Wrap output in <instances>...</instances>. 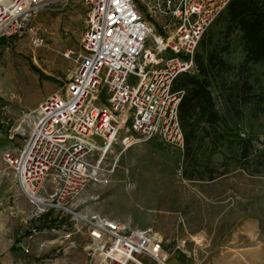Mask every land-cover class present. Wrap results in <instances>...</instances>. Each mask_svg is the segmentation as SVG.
<instances>
[{"label":"built area","instance_id":"1","mask_svg":"<svg viewBox=\"0 0 264 264\" xmlns=\"http://www.w3.org/2000/svg\"><path fill=\"white\" fill-rule=\"evenodd\" d=\"M230 1L81 0L79 49L63 52L65 59L75 58V68L58 92L24 115L29 130L23 144L2 161L11 170L15 195L31 207L30 216L46 219L45 230L56 232L60 243L80 233L93 264H143L139 258L164 264L166 252L151 229L81 213L78 197L86 185L106 183L100 164L116 142L121 151L151 140L182 150L177 111L182 92L173 84L195 72L194 52ZM43 4L0 0V39L25 35L41 45L34 16ZM16 132L24 135L19 126ZM54 219L64 220L59 229Z\"/></svg>","mask_w":264,"mask_h":264},{"label":"rangeland","instance_id":"2","mask_svg":"<svg viewBox=\"0 0 264 264\" xmlns=\"http://www.w3.org/2000/svg\"><path fill=\"white\" fill-rule=\"evenodd\" d=\"M84 11L81 0H44L34 16L43 35L41 45L35 46L25 35L0 41V138L10 147L12 143L11 150L22 146L29 130L24 115L58 92L73 72L75 58L65 59L63 52L79 49ZM214 22L194 54L224 46L220 26ZM222 57L231 64L241 59L232 46ZM260 87L264 92L263 79ZM220 89L214 82L209 87L223 123L232 132L251 138L254 148L260 149L264 114L256 120L246 115L236 118L228 111ZM18 126L23 136L17 134ZM96 155L94 151L93 159ZM100 174L106 183L86 185L78 197L81 213H96L133 229H151L162 243L159 250L165 256L171 253L176 264H264V169L253 172L251 163H235L228 144L212 150L204 138L197 161L189 162L182 150L157 140L125 151L116 142L104 155ZM5 179L0 174V181ZM10 200L6 206L12 205ZM22 208L21 219L7 216L9 221L1 227L6 232L0 230V264H91L82 250L80 233L58 245L55 242L48 252L37 251L38 240L50 241L54 236L45 232L46 219L32 218L31 207L23 204ZM54 221L59 229L64 220ZM64 225L71 228L69 223ZM145 259L139 258L143 264H153Z\"/></svg>","mask_w":264,"mask_h":264},{"label":"trees","instance_id":"3","mask_svg":"<svg viewBox=\"0 0 264 264\" xmlns=\"http://www.w3.org/2000/svg\"><path fill=\"white\" fill-rule=\"evenodd\" d=\"M214 21L225 43L222 50L213 47L202 55L195 53V73L181 74L173 84L174 90L182 92L177 105L182 156L196 162L199 147L207 138L212 150L228 144L235 163H251L253 172H259L264 169V142L255 149L251 138L232 132L216 110L209 87L214 82L222 89L228 111L238 119L246 115L256 120L264 114V92L260 87L264 80V0H231ZM210 38L209 33L208 42ZM231 46L241 56L236 64L222 57Z\"/></svg>","mask_w":264,"mask_h":264},{"label":"crops","instance_id":"4","mask_svg":"<svg viewBox=\"0 0 264 264\" xmlns=\"http://www.w3.org/2000/svg\"><path fill=\"white\" fill-rule=\"evenodd\" d=\"M1 137V135H0ZM3 138H0V154L1 156L3 154H15L17 149L15 151L11 150L14 149L12 143L11 147L9 146V144H7L5 141L2 140ZM13 151V152H11ZM0 174L1 175H5L6 179L4 181H0V204L2 205V208H0V216H2L3 218L0 217V221H2V224H0V230L6 232L5 228H1L6 221H9V218L7 216H10V219L15 218V219H21V217L23 216V208L22 205L25 204L26 207H30L29 204L25 201V199L23 198H18V197H14V195H9L11 192H14V194L16 193V189L14 187L13 184V178H12V173L11 170L3 163L2 161V157L0 160ZM7 195V196H6ZM10 200L11 202V206H6V198ZM16 200V202H15ZM21 208H20V207ZM44 218H42L43 220ZM44 230V229H43ZM45 232L51 236H54V238L50 241L48 240H38V243L36 244V246L38 247L36 250L37 251H49V247L51 248L50 245H54V243L56 242L55 245H58L59 240H58V235L56 232H48L45 230ZM83 237V236H82ZM83 240V239H82ZM52 243V244H51ZM171 254V253H170ZM170 254L167 255L166 257V261L165 264H176L175 262V258L173 256V258L169 257ZM169 257V258H168ZM148 263H150L149 259H145ZM91 264H93L91 262ZM151 264V263H150Z\"/></svg>","mask_w":264,"mask_h":264}]
</instances>
